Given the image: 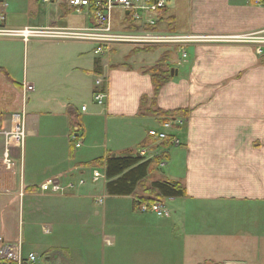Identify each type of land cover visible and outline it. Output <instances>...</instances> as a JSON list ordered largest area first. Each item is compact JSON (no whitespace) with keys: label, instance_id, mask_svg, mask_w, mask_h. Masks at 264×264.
I'll use <instances>...</instances> for the list:
<instances>
[{"label":"crops","instance_id":"obj_1","mask_svg":"<svg viewBox=\"0 0 264 264\" xmlns=\"http://www.w3.org/2000/svg\"><path fill=\"white\" fill-rule=\"evenodd\" d=\"M171 1L164 30L208 40L189 46L186 59L176 48H161L156 57L152 54L160 48L137 51L140 48L129 46L98 55L91 44L0 39V170L5 133L12 129L15 116L25 121L31 144L27 163L23 150L13 149L15 173L0 174V195L20 191L27 199L43 196L40 186L48 180L74 182L75 172L85 164L129 152L141 157L142 150L147 161L164 158L161 166L152 168L148 186L170 180L181 183L186 192L184 198L165 201L168 214L163 217L140 212L134 197H110L108 180L107 197L129 202L104 208L106 196L85 186L74 190L79 194L47 196L93 200L104 208L94 210V215L105 224L116 208L112 239L104 230L96 233L88 216L80 218L74 235L83 251L76 250V255L71 250L74 244L64 241L74 238L72 231L43 228L44 234L58 240L55 250L62 255L54 264H264V51L259 55L256 43L236 41L264 34V6L252 0ZM66 8L67 13H77ZM8 9L5 4L7 26ZM23 13L27 23L18 29L32 27L29 22L36 18L29 10ZM58 19H50L47 26L57 25L63 17ZM89 24L88 17L84 26L66 28ZM123 48L127 51L119 52ZM159 63L167 81L156 96L150 71ZM98 79L104 80L102 86ZM26 83L34 86L33 93L26 94ZM98 92L106 96L104 105L94 100L87 106L85 102ZM83 99L79 107L77 102ZM167 122L173 123L170 130L164 129ZM77 123L82 130L72 135ZM152 130L168 133L179 144L151 138ZM82 133L81 146L71 155L72 137ZM111 133L127 142L124 151L100 145V139L106 143ZM84 146L89 151L78 154ZM101 148L103 155L92 156L91 151ZM32 170L47 172L37 177ZM99 197H104L102 205L96 202ZM49 206L50 217L65 214L68 208L55 202ZM96 234L102 245L114 250L87 254L85 246Z\"/></svg>","mask_w":264,"mask_h":264},{"label":"built area","instance_id":"obj_2","mask_svg":"<svg viewBox=\"0 0 264 264\" xmlns=\"http://www.w3.org/2000/svg\"><path fill=\"white\" fill-rule=\"evenodd\" d=\"M45 5L66 6L77 13L87 12L90 19L88 27L82 29H70L52 24L47 27H27L14 29L7 26V18L0 8V39H20L24 42L32 40H67L81 39L87 40L96 47V54H109L112 47L121 44L140 49L156 48H176L182 59L188 57L187 48L189 46L208 41L195 35L171 34L164 30V14L168 9L170 0H41ZM258 6H264V0H255ZM0 3V7H1ZM116 10L124 12V20L121 29L115 30L113 23V13ZM131 16L135 30H127L128 25L125 18ZM260 36V37H259ZM236 41H252L257 44L259 55L264 51V34H258L249 39L237 38ZM104 80L98 79L97 85L102 86ZM26 94L33 93L35 88L32 84L26 83L24 86ZM105 94L98 92L94 95V100L99 105H104ZM86 111L84 107L82 109ZM172 122L164 124V129L170 130ZM149 136L157 141H166L171 136L166 132L152 130ZM6 144L1 165V175H14L15 163L12 156L13 149L22 151L26 139L25 121L20 116L14 117V125L9 132L5 133ZM76 137H73V140ZM172 144L178 145L179 142L172 138ZM81 143H77V148ZM145 156V151L140 152ZM106 175L98 169L92 172V182L100 180L107 181ZM86 182L80 179L78 182L62 183L58 180H48L40 186V192L44 196H65V194L84 187ZM100 205L104 203V197L96 198ZM136 202V201H135ZM138 210L142 213H153L159 217L168 214L164 203L144 204L136 202ZM49 233V230H46ZM0 264H39V257L34 252H26L22 241L11 243L5 238L0 237Z\"/></svg>","mask_w":264,"mask_h":264},{"label":"rangeland","instance_id":"obj_3","mask_svg":"<svg viewBox=\"0 0 264 264\" xmlns=\"http://www.w3.org/2000/svg\"><path fill=\"white\" fill-rule=\"evenodd\" d=\"M2 1V0H0ZM5 1V4L9 6V9L7 12L8 17V27L14 28V29L20 28L18 25H21L23 23H27L24 18H22L23 12L31 11L36 14V18H34L29 24L32 27H44L47 26L49 23V20L52 19L53 21L59 20L58 18L63 17L62 21H58L57 26L60 27H81L88 22L87 13L84 12L82 14H77L75 12L67 13L65 9H63L61 6L58 5H45L39 0H3ZM173 4L174 0L171 1ZM5 4H1V9L3 11ZM124 17V12L120 10H116L113 13V23H114V29L120 30L121 29V23L122 18ZM74 29H82V28H74ZM42 40V39H38ZM48 42H61V43H77V44H91L94 46V44L88 42L87 40H81V39H67V40H45ZM121 46H128V45H119L117 47ZM130 47V46H129ZM113 49L116 47L113 46ZM133 48V47H132ZM112 49V50H113ZM112 50L110 53H112ZM145 50V49H144ZM163 49H156L154 50L153 57L161 55V51ZM126 52L127 49L123 48L119 52ZM137 51H142V49H137ZM121 52V53H122ZM136 52V50H135ZM30 97V95H29ZM86 101L85 99L82 100V102L79 103L78 106L81 107L82 103ZM94 102V95L90 96V99L86 105L91 106ZM83 139V138H82ZM82 139H80L82 141ZM106 143L100 139V145H109L111 151H124L125 143L119 141L118 135L111 133V135L106 138ZM87 145V144H86ZM30 140L25 139L24 147H23V154H24V163L26 161H29V151H30ZM124 147V148H123ZM103 148L96 151H91L92 156L96 154V152L101 153L103 155ZM88 150L87 146H84L83 149L78 150V154H86ZM89 154V153H88ZM91 154V153H90ZM97 155V154H96ZM91 157V156H87ZM18 164V181H17V187L19 188L20 185V177H21V170H20V161L17 162ZM162 164V163H161ZM161 164L159 166H161ZM158 166V167H159ZM94 169H98L102 174H104V166H95V167H88L84 166L81 170L78 172H75V178L74 182H78L80 179H84L86 182L85 188H92L95 190V195H105L106 196V202L105 207L115 205V202H129L125 199H115L107 197L105 194V179L100 180L97 183L92 182V172ZM36 173L37 177H42L41 174L43 172H47L46 170H32ZM155 171V170H154ZM105 175V174H104ZM106 177V176H105ZM107 179V178H106ZM59 181V180H58ZM63 183V182H62ZM74 192V191H73ZM75 194H79L77 192H74ZM74 194V195H75ZM20 195L21 197H19ZM67 195V194H65ZM39 196V195H38ZM55 197V196H54ZM20 198H26L25 200L20 201ZM51 197L47 196H39V197H33L27 199V197H24V194L19 191V193H14L12 195H0V236L5 237L8 241L12 242H18L22 241L24 245V250L26 252H34L39 257V264H47L46 258H51L50 264H54L55 257L58 255H62L61 252H58L55 250L54 245L57 243L56 235H46L43 232V228L51 227L52 229L63 232L65 230L72 231L71 235L74 236L70 237L68 240L69 243H73L74 245L71 246L72 251H78L82 252V248L79 244V239L74 235L75 230L80 227V223L78 222L80 218H84L88 216L91 220L90 225L95 229L98 230L96 233H101L104 230V233H106L107 237H111L114 233L112 224L114 223V217L115 212H113L116 208H113L112 211L109 214V218L106 222V224L103 222L102 218H97L94 215L95 211H102L104 208L98 207V205L88 198L84 199H50ZM56 198V197H55ZM125 200V201H124ZM25 202V203H24ZM57 203V204H66L68 205V208H66L65 214H58L55 217H50L49 212V203ZM165 203V202H164ZM79 206L77 208L76 206ZM30 210V211H29ZM95 210V211H94ZM45 212V213H44ZM90 216H93L92 218ZM63 221H67L66 223H62ZM66 225L68 227H66ZM63 230V231H62ZM98 234L92 238V242H90L89 246H85L86 253L89 254L90 252H112L113 249H109L108 246L102 245V239L97 237ZM91 249V250H89ZM77 253L75 252V255ZM64 257V256H63ZM89 260V257L87 256V261Z\"/></svg>","mask_w":264,"mask_h":264},{"label":"trees","instance_id":"obj_4","mask_svg":"<svg viewBox=\"0 0 264 264\" xmlns=\"http://www.w3.org/2000/svg\"><path fill=\"white\" fill-rule=\"evenodd\" d=\"M64 9H67L66 6H64ZM125 22L128 25L127 30L136 29L131 20V16H127ZM145 50L148 51L150 49ZM150 72H154L153 83L155 95L157 96L167 81V78L163 77L162 64L160 63ZM144 100L146 101V98L142 101L143 105ZM77 129L82 130V127L78 123L73 126L72 135L76 134ZM82 138L83 133L80 137H76L74 140L72 139L70 144L71 155L77 149V143ZM171 142L172 139L170 138L165 144L170 145ZM163 161V155L147 161L142 156L138 157L137 152H129L125 155H109L105 160H95L84 166L95 167L102 165L105 167L108 180L106 188L110 197H134L136 202L139 201L144 204L164 203L167 199L184 198L186 192L179 182L157 180L149 186L147 185V179L152 172V168L159 166Z\"/></svg>","mask_w":264,"mask_h":264},{"label":"water","instance_id":"obj_5","mask_svg":"<svg viewBox=\"0 0 264 264\" xmlns=\"http://www.w3.org/2000/svg\"><path fill=\"white\" fill-rule=\"evenodd\" d=\"M139 156H140V154H139Z\"/></svg>","mask_w":264,"mask_h":264}]
</instances>
